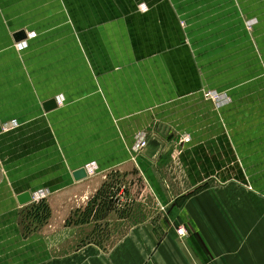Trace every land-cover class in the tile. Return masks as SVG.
Here are the masks:
<instances>
[{"label":"crops","instance_id":"obj_1","mask_svg":"<svg viewBox=\"0 0 264 264\" xmlns=\"http://www.w3.org/2000/svg\"><path fill=\"white\" fill-rule=\"evenodd\" d=\"M138 172L162 213L112 244L20 228ZM0 264H264V0H0Z\"/></svg>","mask_w":264,"mask_h":264},{"label":"rangeland","instance_id":"obj_2","mask_svg":"<svg viewBox=\"0 0 264 264\" xmlns=\"http://www.w3.org/2000/svg\"><path fill=\"white\" fill-rule=\"evenodd\" d=\"M173 161L177 163L176 159ZM166 171L170 174L172 172L169 167ZM106 175L108 176L99 177L91 184L88 192L75 201L72 207L63 205L52 209L47 200L33 203L24 213L25 219L20 222L21 230L28 237L38 232H49L59 226L71 225L76 231L81 230L89 234V238L82 243L112 244L114 241L111 242L107 238L104 241L99 240L96 236L99 233L108 237L113 231L120 230L122 227L116 222L119 217L129 219L133 225L161 215V207H156L157 194L147 191V183L140 172L136 177L131 175V178L123 177L119 173ZM54 216L57 218L53 223ZM50 224L52 229L48 228ZM190 233L187 230V236H190Z\"/></svg>","mask_w":264,"mask_h":264},{"label":"built area","instance_id":"obj_3","mask_svg":"<svg viewBox=\"0 0 264 264\" xmlns=\"http://www.w3.org/2000/svg\"><path fill=\"white\" fill-rule=\"evenodd\" d=\"M248 29H251V25L248 24L247 26ZM26 48V43L23 42V43H17L15 45V49L17 51H21L23 49ZM204 97L211 101L213 103V105L217 108H220V107H223L225 105L228 104V101H226L225 99H223V97L221 95H218L217 93L215 92H206ZM56 103L58 105H61L62 104V100L61 99H57L56 100ZM181 142L184 143V142H188V138L186 136L184 137H181ZM146 147V143L145 141L143 140H140L137 147H136V150L138 151H141L142 149H144ZM85 170H86V175L91 178V177H94L97 172H98V167L92 163L88 166L85 167ZM46 198V194L45 193H42V192H36L32 195V203H39L41 202L42 200H44ZM178 237L180 238H186L187 237V230L182 226L180 227L179 229H177L176 231Z\"/></svg>","mask_w":264,"mask_h":264},{"label":"water","instance_id":"obj_4","mask_svg":"<svg viewBox=\"0 0 264 264\" xmlns=\"http://www.w3.org/2000/svg\"><path fill=\"white\" fill-rule=\"evenodd\" d=\"M23 34H24V33H18V34L16 35L17 37H16L15 41L19 42V41L24 40L25 37H24ZM82 175H83L84 177H86V176H85V171H84V169L82 170ZM26 198H27V197H26ZM27 201L30 202L31 199H30V198H27Z\"/></svg>","mask_w":264,"mask_h":264}]
</instances>
